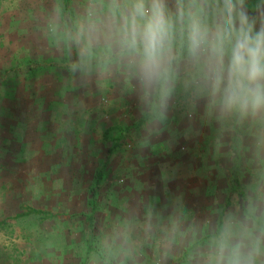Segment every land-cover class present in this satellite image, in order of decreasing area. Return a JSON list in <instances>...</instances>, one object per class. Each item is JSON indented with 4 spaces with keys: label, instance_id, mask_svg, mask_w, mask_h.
Masks as SVG:
<instances>
[{
    "label": "rangeland",
    "instance_id": "obj_1",
    "mask_svg": "<svg viewBox=\"0 0 264 264\" xmlns=\"http://www.w3.org/2000/svg\"><path fill=\"white\" fill-rule=\"evenodd\" d=\"M95 2L0 0V264H113L103 246L118 220L147 214L164 227H207L242 201L236 164L217 155L210 129L189 134L178 108L144 146L149 133L119 70H73L76 50L52 25L71 30ZM48 60L57 63L36 77L22 72ZM102 158L109 176L92 210L88 190ZM239 180L242 189L241 168ZM30 208L43 214L21 216ZM134 264H189L188 246L165 251L149 240Z\"/></svg>",
    "mask_w": 264,
    "mask_h": 264
},
{
    "label": "clouds",
    "instance_id": "obj_2",
    "mask_svg": "<svg viewBox=\"0 0 264 264\" xmlns=\"http://www.w3.org/2000/svg\"><path fill=\"white\" fill-rule=\"evenodd\" d=\"M52 29L76 50L73 70H119L149 133L144 146L179 108L189 134L210 129L217 155L248 176L242 201L207 227L118 220L103 246L113 264H134L149 240L165 251L187 245L189 264H264V0H97L71 30Z\"/></svg>",
    "mask_w": 264,
    "mask_h": 264
},
{
    "label": "trees",
    "instance_id": "obj_3",
    "mask_svg": "<svg viewBox=\"0 0 264 264\" xmlns=\"http://www.w3.org/2000/svg\"><path fill=\"white\" fill-rule=\"evenodd\" d=\"M54 63H57L55 60H48L47 62L43 61H28L27 65H25L22 69V72L25 73V76L27 77H36L39 75L42 71V69H50V67L54 66ZM109 160L108 159H100L99 164L96 168V171L94 173L91 186L88 190V204L92 208V210H95L99 206V195L101 194V191L106 183V180L109 176ZM232 183L233 188L237 189L241 198H242V191L239 188L240 186V180H239V168L234 167L232 169ZM43 214L42 211L36 210L34 208H30L26 214H21V216H32V215H38ZM45 215L50 217L51 219L55 218V214L52 212H46ZM92 220V221H91ZM87 235L90 237L93 235L94 229H93V218L92 216H89L87 218V229H86Z\"/></svg>",
    "mask_w": 264,
    "mask_h": 264
}]
</instances>
